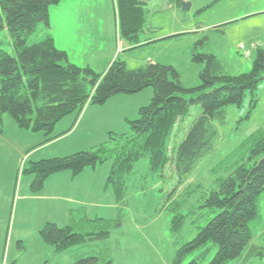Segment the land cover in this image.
Returning a JSON list of instances; mask_svg holds the SVG:
<instances>
[{
    "label": "rangeland",
    "instance_id": "374dc122",
    "mask_svg": "<svg viewBox=\"0 0 264 264\" xmlns=\"http://www.w3.org/2000/svg\"><path fill=\"white\" fill-rule=\"evenodd\" d=\"M211 1L194 0V5L188 9L182 8L181 1L177 12L173 13L167 0H150L144 4L146 24L143 30L139 28L140 44L129 47L132 43L124 33L123 8L119 0H60L49 7L50 26L39 24L27 42H38L50 34L57 48L65 50L72 63L90 67L98 73L116 60L124 61L129 69L151 62L171 65L178 71L183 86L194 88L200 84L199 73L204 68V64L192 59V49L199 40H204L199 51L216 52L225 70L233 75L250 72L256 56V52L245 56L239 49L240 44L264 42L262 35L246 38L250 33L246 28L251 23L249 18L228 24L226 36L207 29V22L221 18L229 7L239 9L259 0H226L220 8L202 10ZM152 20L158 30L151 25ZM258 22L253 20L252 23ZM188 23L201 29L195 34L143 43L146 36L169 32ZM0 48L14 54L13 41L6 27L0 30ZM147 91L152 92L150 97ZM255 93L257 103L254 107L249 91L241 105L227 107L226 120L216 123L218 134L213 149L182 182L174 165H168L159 175L151 171L148 159L139 160L128 176L123 203H118L113 187L107 186L110 163L86 168L76 177L71 171L60 172L69 178H62L58 199L49 196L54 191L53 182L48 187L49 178L54 174L46 180L41 191L33 192L30 188L32 176L24 174L23 168L28 161L93 148L108 141L110 132L129 133L127 120L137 118L140 107L150 103L151 87L135 94L116 95L125 104L113 105L107 111L114 115L113 129H95V124L87 128L84 122L77 125L78 119L74 130L46 143H43L44 133L21 129L9 114H5L0 139V263L73 264L77 257L89 253V245L57 252L41 238L40 230L47 222L64 226L69 222L70 211L83 209L87 218L83 214L73 217L75 231L79 233L106 228L102 220H93L96 218H120L122 221L121 227H109L111 236L98 244L107 250L112 264H174L180 246L192 240L219 212L218 209L201 208L205 199L230 174L243 154H247L243 144L248 137L264 129V74ZM201 111L199 105H193L189 114L178 122L169 141L170 153L184 139ZM122 112L127 116L123 127L118 121ZM72 118L75 120L76 116L63 118L54 133L61 130L59 126L68 128L66 123ZM93 175L96 176L92 180ZM257 203L259 218L252 224L253 239L242 256L229 264H264V192ZM253 246L261 247V252L251 253ZM216 251L215 245L205 264ZM197 253L189 255L182 264H187Z\"/></svg>",
    "mask_w": 264,
    "mask_h": 264
},
{
    "label": "trees",
    "instance_id": "16d2710c",
    "mask_svg": "<svg viewBox=\"0 0 264 264\" xmlns=\"http://www.w3.org/2000/svg\"><path fill=\"white\" fill-rule=\"evenodd\" d=\"M59 1L0 0V30L8 29L14 46V54L0 48V139L5 114L21 129L44 133L46 143L62 135L54 132L63 118L69 115L78 118L88 105H103L118 94H135L150 87L153 97L149 104L140 107L137 118L127 120L129 133L110 132L108 141L93 148L28 161L23 172L32 176L31 191H41L53 174L71 171L76 177L86 168L110 163L107 186L113 187L118 203H123L128 176L143 158L148 159L151 171L159 175L168 165H174L182 182L213 149L218 134L216 123L226 120L227 107L241 105L247 91L253 97L251 106L256 105L255 92L264 74V48L255 51L250 72L233 75L225 70L215 53L199 51L204 45V40H199L192 49V59L204 64V68L199 73L200 84L194 88L184 87L178 71L161 63L129 69L124 61L116 60L98 73L72 63L50 34L28 44V37L39 24L50 26L49 7ZM119 1L124 33L137 46L139 28L143 30L146 24L144 4L150 0ZM181 1L178 0L180 4ZM158 41L161 40L148 44ZM193 105H199L202 111L170 153L169 141L176 125ZM243 146L247 154L211 190L201 206L219 212L192 240L180 246L174 264H182L196 251L199 253L187 264H205L215 245L217 251L207 264H229L242 256L253 239L252 224L259 218L257 202L264 192V160L260 161L264 156V129L250 135ZM82 212L83 209L72 210L64 226L47 222L40 230L41 238L57 252L89 245V253L77 257L73 264H112L107 250L98 244L111 236L109 227H121L122 221L96 218L93 220H102L106 228L79 233L75 231L73 217ZM260 249L253 246L251 253L261 252Z\"/></svg>",
    "mask_w": 264,
    "mask_h": 264
},
{
    "label": "crops",
    "instance_id": "0c3cea01",
    "mask_svg": "<svg viewBox=\"0 0 264 264\" xmlns=\"http://www.w3.org/2000/svg\"><path fill=\"white\" fill-rule=\"evenodd\" d=\"M183 1V0H182ZM186 1H191L190 3L192 5H194V0H186ZM226 2V0H212L211 2H207V6H210L207 8V10L210 9H215V8H220L222 6V4H226L223 3ZM168 3V7L173 10L174 12H177L179 6V2L178 0H167ZM229 7V6H228ZM226 10V9H225ZM249 18V19H248ZM254 18V19H252ZM251 20L246 28L248 29V32H250L249 34H246V38H249L251 35L253 36H258V35H262L264 37V0H259L258 3L254 4V5H248V6H244V7H240L238 8H234L232 9V7H229L225 14L221 16V18L214 20L212 22H207V29H212L214 31H217L218 34H222L223 36H226V33L228 32V28H230V26L227 27L228 24L237 22L239 20ZM253 20H259L258 24L252 23ZM151 25L154 27L156 24L155 22L152 20L151 21ZM263 25V26H262ZM262 26V28H261ZM156 29L158 30V26H155ZM162 28V27H161ZM217 28H220L219 30H217ZM201 28H197L195 25L193 24H183L182 26L179 27H175L172 30H170L169 32H164L162 34H156V36H146V39L143 41V43H147V42H151L154 40H170L172 36L175 35H179V36H186L189 34H195L197 33ZM177 36V37H179ZM174 37V38H177ZM145 43V44H146ZM132 44L129 45V47ZM190 48V47H189ZM215 53L217 56L218 54L216 52H212ZM221 60V59H220ZM148 95L150 97V95L152 94L151 91H147ZM118 96V95H117ZM112 97L104 106H98V105H88L84 112L82 113L81 116H79L80 118H75V120L72 118L70 119V121H68V123H66V125H68V128H66L67 126H59V129L57 132L58 133H67L69 131H71L72 129L74 130L75 124L77 122V125L82 124L84 122V126H86L87 128H91L93 124H95V129H113L114 126V115L108 113L107 111L111 108V106L113 105H123L125 104V101H121V97ZM126 99V97H123ZM140 105V104H138ZM140 107V106H139ZM127 116L124 115V112L119 114V126L125 124ZM121 127V128H122ZM57 128V127H56ZM106 132V131H103ZM44 158V157H43ZM57 174V175H56ZM54 174L52 177L49 178L50 182L48 184V187L50 188L52 186V182H53V186H54V191L53 193H50L51 197H54L56 199H58L61 196H58L57 194H60L62 192L61 190V186H62V178L68 179L69 176L65 173H56ZM58 176V177H55ZM93 175L92 180L94 178ZM53 178V181H51ZM88 197H92L91 195H89ZM61 200V199H59ZM71 212V211H70Z\"/></svg>",
    "mask_w": 264,
    "mask_h": 264
},
{
    "label": "built area",
    "instance_id": "2783aa9c",
    "mask_svg": "<svg viewBox=\"0 0 264 264\" xmlns=\"http://www.w3.org/2000/svg\"><path fill=\"white\" fill-rule=\"evenodd\" d=\"M264 48V42L257 41L252 44L241 43L239 49L245 56H251L258 49Z\"/></svg>",
    "mask_w": 264,
    "mask_h": 264
},
{
    "label": "water",
    "instance_id": "95a60500",
    "mask_svg": "<svg viewBox=\"0 0 264 264\" xmlns=\"http://www.w3.org/2000/svg\"><path fill=\"white\" fill-rule=\"evenodd\" d=\"M191 6V3L189 1L183 0L182 1V8L183 9H188ZM264 160V156L260 159V161Z\"/></svg>",
    "mask_w": 264,
    "mask_h": 264
}]
</instances>
